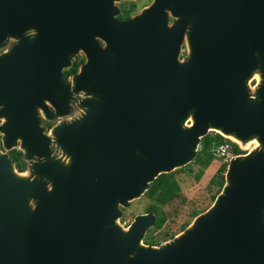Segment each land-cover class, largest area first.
<instances>
[{
	"label": "water",
	"instance_id": "water-1",
	"mask_svg": "<svg viewBox=\"0 0 264 264\" xmlns=\"http://www.w3.org/2000/svg\"><path fill=\"white\" fill-rule=\"evenodd\" d=\"M115 1L0 0V264H264V0H151L128 19ZM209 131L259 146L178 235L141 243L155 214L123 227L120 206Z\"/></svg>",
	"mask_w": 264,
	"mask_h": 264
},
{
	"label": "rangeland",
	"instance_id": "rangeland-1",
	"mask_svg": "<svg viewBox=\"0 0 264 264\" xmlns=\"http://www.w3.org/2000/svg\"><path fill=\"white\" fill-rule=\"evenodd\" d=\"M120 2L121 0L115 1V5L118 6ZM136 5L137 8L135 9V11L137 12L138 9L140 10L141 7L144 5V2L137 0ZM172 20L173 18H170L169 23H171ZM1 51L2 50H0V52ZM186 52H187V44L186 41H184L183 44L181 45V52L179 58L180 59L184 58L186 56ZM255 74L256 75L253 76L249 81L250 88H253L257 84L258 73ZM37 110L39 111V116H42L41 108L37 107ZM75 116H77L76 112L74 114L70 113L64 117L57 118L56 121L58 122L62 120H71ZM43 118L44 117L42 116L41 119L43 120ZM3 120L4 118L0 117V122H2ZM188 123L189 122H187V124ZM45 132L46 134H49L48 129L45 130ZM258 146L259 144L256 141L247 142L246 144L239 143V147L241 148L244 155L256 151L258 149ZM14 148L17 149L20 148L19 140L17 141L15 147H12L11 149ZM7 152H9V150H7ZM233 155H231V157ZM223 161L224 160L221 157H216V159H214L208 166L202 169L203 174L199 180L195 179V172H197L200 168L196 164H193L191 169L188 165L174 169L173 170L174 177L177 179L179 183L180 194L176 199L161 207V210L164 211L168 216V219L164 223V225L157 230H155L153 226L150 227L146 231L141 243H144V239L146 237L153 236L158 240V243H156L157 246L160 244H164L168 242L173 236H176L181 232L180 226L182 223L184 222L190 223L193 220L191 217V212L193 209L198 208L202 211H206L213 204L216 195L221 192V189L218 190V188L210 184V179L216 173L217 168ZM14 167H15L14 169L18 172L17 167L15 165ZM151 203L152 200L146 198L144 194L140 195L138 198L132 199L131 201H129L128 206L126 207L120 206L122 210V214L121 217L116 221V223L123 227H127L133 221L135 216L149 212L148 208L151 205Z\"/></svg>",
	"mask_w": 264,
	"mask_h": 264
},
{
	"label": "trees",
	"instance_id": "trees-1",
	"mask_svg": "<svg viewBox=\"0 0 264 264\" xmlns=\"http://www.w3.org/2000/svg\"><path fill=\"white\" fill-rule=\"evenodd\" d=\"M133 10L134 6L123 9V13L121 14V16L126 17ZM77 63L78 62H75L73 64L72 68L69 69L67 74L76 70ZM224 143L231 144L233 154L236 155L243 153L236 143L232 142L228 138H225L217 132L209 131L205 136L201 137L196 157L193 161L187 164L190 169L192 168L193 164H196L200 167L199 170L195 172L196 180H199L202 177V169L208 166L214 159H216L217 156L215 155V148ZM12 157L13 161L16 162V167L18 168V170L23 171L24 162L21 159V152L19 150H16L12 153ZM227 164V162L223 161L217 168L216 173L210 179V184L218 188V190L222 189L225 183V172L227 169ZM179 194L180 186L177 179L174 177L173 171L159 174L149 184V187L145 191L144 195L146 196V198L152 200L148 211L154 213L156 216V220L153 225V228L155 230L160 229L168 219L167 214L161 210V207L176 199ZM201 212L202 210L198 208L193 209L191 212L192 219ZM188 224L189 222L182 223L180 226V231L185 229ZM144 243L148 245H157L156 243H158V240L153 236H148L144 239Z\"/></svg>",
	"mask_w": 264,
	"mask_h": 264
},
{
	"label": "flooded vegetation",
	"instance_id": "flooded-vegetation-1",
	"mask_svg": "<svg viewBox=\"0 0 264 264\" xmlns=\"http://www.w3.org/2000/svg\"><path fill=\"white\" fill-rule=\"evenodd\" d=\"M136 1L137 0H126V1L125 0H123V1L121 0V2L118 4V6H120V7H119V13H118V15H116V18L117 19H128V18L134 16L135 14H137L138 11L142 10V8H144L145 6H147L151 2V0H139V1H143L144 2V5L141 7L140 10L138 9V11L136 12L135 11V9L137 8ZM130 6H134V10L128 16L122 17L121 14L123 13V9L130 8ZM84 61H85V56H84V54L82 52H79L78 54H76L75 57L71 61V66L69 68L65 69V71L63 72L64 78H67V77H70V76L76 74L78 72L79 66ZM75 62H78L77 63L76 70L74 72H71V73H68L67 74V72L69 71L70 68H72V66H73V64ZM79 98H80V94H77V95H74L73 96V98H72L73 100L71 99L70 104H69V112L71 114H74L76 112V109L77 108L74 106L73 102L75 103ZM50 109H51V107H50ZM0 124H1V122H0ZM43 124L46 125L47 129H50V128H52L56 124V121H48L45 118H43ZM0 150H3V146H2V142H1V134H0ZM16 150H19V149L14 148V149H10L9 152H7L8 155H9V157L11 158L12 163L15 166H16V162L13 161L12 153L15 152ZM19 151L21 152V150H19ZM21 159L23 160V153L22 152H21ZM24 169H25V162H24Z\"/></svg>",
	"mask_w": 264,
	"mask_h": 264
},
{
	"label": "built area",
	"instance_id": "built-area-1",
	"mask_svg": "<svg viewBox=\"0 0 264 264\" xmlns=\"http://www.w3.org/2000/svg\"><path fill=\"white\" fill-rule=\"evenodd\" d=\"M233 155L232 147L230 143H224L215 148V155L221 157L225 162L229 161L231 155Z\"/></svg>",
	"mask_w": 264,
	"mask_h": 264
},
{
	"label": "bare ground",
	"instance_id": "bare-ground-1",
	"mask_svg": "<svg viewBox=\"0 0 264 264\" xmlns=\"http://www.w3.org/2000/svg\"><path fill=\"white\" fill-rule=\"evenodd\" d=\"M209 129H211V130H212V129H214V128H212V127H211V128H209ZM215 130H217V131H219V132H220V130H219V129H215ZM252 141H256V139L250 140L249 142H252Z\"/></svg>",
	"mask_w": 264,
	"mask_h": 264
}]
</instances>
